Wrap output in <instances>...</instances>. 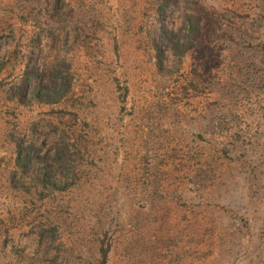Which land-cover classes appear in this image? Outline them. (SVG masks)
Listing matches in <instances>:
<instances>
[{"label": "rangeland", "instance_id": "rangeland-1", "mask_svg": "<svg viewBox=\"0 0 264 264\" xmlns=\"http://www.w3.org/2000/svg\"><path fill=\"white\" fill-rule=\"evenodd\" d=\"M0 264H264V0H0Z\"/></svg>", "mask_w": 264, "mask_h": 264}, {"label": "trees", "instance_id": "trees-1", "mask_svg": "<svg viewBox=\"0 0 264 264\" xmlns=\"http://www.w3.org/2000/svg\"><path fill=\"white\" fill-rule=\"evenodd\" d=\"M162 8V7H161ZM38 89V88H37ZM36 90V89H35ZM46 93V99L48 100V101H51V100H53V99H50V97L52 96V97H56V98H59V94L61 93V87H58L57 89H53L52 91H50V90H48V91H45ZM102 256L103 257H105V250H103V252H102Z\"/></svg>", "mask_w": 264, "mask_h": 264}]
</instances>
